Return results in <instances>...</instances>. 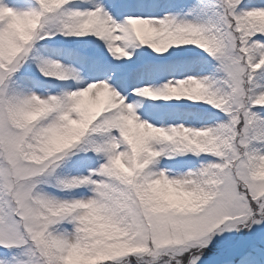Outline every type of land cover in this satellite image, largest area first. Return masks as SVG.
<instances>
[{
  "label": "snow or ice",
  "instance_id": "1",
  "mask_svg": "<svg viewBox=\"0 0 264 264\" xmlns=\"http://www.w3.org/2000/svg\"><path fill=\"white\" fill-rule=\"evenodd\" d=\"M0 264H264V0H0Z\"/></svg>",
  "mask_w": 264,
  "mask_h": 264
}]
</instances>
